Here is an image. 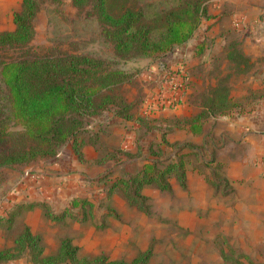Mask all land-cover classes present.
<instances>
[{
	"label": "rangeland",
	"instance_id": "obj_1",
	"mask_svg": "<svg viewBox=\"0 0 264 264\" xmlns=\"http://www.w3.org/2000/svg\"><path fill=\"white\" fill-rule=\"evenodd\" d=\"M36 2L38 8L32 19V38L21 45L1 49V58L12 60L19 57L59 54H88L102 59L114 57L112 45L103 37L101 24L90 4L75 7L70 0ZM121 2L122 0H111V5L117 7ZM171 2L172 0H135L134 4L141 6L152 3L157 8H166ZM20 3L21 0H0V32L13 29L12 14L19 10ZM210 28L211 25L205 22L199 24L188 43L173 47L164 54L150 58L135 57L130 61L117 60L116 66L124 69L130 77L118 87L117 92L132 105L134 116L137 112L152 114V117L149 116L152 121H147V127L150 129L137 127L136 124H123L116 120L114 127L117 130L112 135L104 128L103 122L98 123L100 127L97 130L101 131L103 137L98 143V150L95 149L97 157L106 151L116 150L119 145L131 155H121L120 159L108 156L109 158L105 157L107 160L93 161L92 166L85 167L88 172H84L92 178L82 179L81 190L74 192L71 197L67 196L63 200L54 190L49 198H41V201L48 202L50 211L54 214H60L67 208L70 216L51 220L39 206L30 209L21 207L17 210L16 205L19 202L7 206L3 199L9 193L13 181L23 175V171L33 174L48 172L50 175L47 177L51 182H56L53 178L54 158H37L27 163L0 166V214L17 210L8 228L0 225V249H13L16 236L24 228H28L32 235L37 236L43 256L55 255L60 243L68 239L70 244L77 248L78 257L85 260L105 257L109 260L129 261L148 251L147 264H264V240L258 244L253 241L264 239V234L229 232L227 222L218 217L222 212L218 209L221 197L217 195L222 192L218 191V184H221L219 167L217 164L211 168L207 167L200 146L191 144L194 148L188 149L197 155L188 157L186 173L196 169L198 174L205 175V182L213 189V195L204 194L199 200H193L186 180L185 185L181 186L174 175L168 177L169 191H161L154 185L144 186L140 191L143 197L141 206L127 202L123 193L118 190L108 197L105 195L107 186L114 178L132 174L147 158H154L145 147L148 142H152L151 150L158 159L172 155L176 152L177 145L189 142L186 138L187 132L183 129L187 126L184 120L191 116H185V113L179 116L170 113L176 106L175 103H169L173 98V89L170 88L173 86L172 81L178 83L179 74L185 81L187 70L190 75L198 78L199 84L193 90L189 105L197 104L198 95L204 89L205 79L210 81L211 76L215 77L213 71L217 66L228 64L221 56L227 43L224 45L216 41V36L225 35L228 41L238 40L245 32L243 28L236 29L232 26L225 28L226 30L224 27L216 30ZM208 33H213L214 37L206 36ZM250 34V29H247L245 35ZM203 36L207 38L201 39ZM237 47L241 51L247 49V45L242 44V41ZM191 50L195 53L193 59L182 57ZM210 50H219V57L204 60L203 57H207ZM254 62L257 72V67L264 63V56H258ZM223 68L222 70H227ZM246 76L248 75H243ZM196 108L193 107L192 111ZM102 116L109 118L108 113ZM95 122L93 117L87 119L88 125ZM204 122L205 119L202 118L201 129ZM206 123L207 129L212 127L210 122ZM175 128L179 130L176 131ZM161 136L167 144L160 143ZM67 146L71 152L69 145L62 146L60 150L61 155L65 156L62 160H66L65 163L68 162L65 154ZM69 166L67 163L66 168ZM55 177L59 175L56 174ZM57 182L51 183L49 187L53 188ZM72 198H84L91 204L90 210L84 214V219L81 208L70 206ZM0 264L35 263L30 258L29 251H24ZM55 264L70 263L64 260Z\"/></svg>",
	"mask_w": 264,
	"mask_h": 264
},
{
	"label": "trees",
	"instance_id": "obj_2",
	"mask_svg": "<svg viewBox=\"0 0 264 264\" xmlns=\"http://www.w3.org/2000/svg\"><path fill=\"white\" fill-rule=\"evenodd\" d=\"M70 1L75 7L90 4L101 24L103 37L112 45L114 57L102 59L88 54L12 60L0 57V166L27 163L37 158L53 159L64 145H69L76 160L82 162L81 148L85 140L98 150L97 133L91 132L93 129L88 127L87 119L103 113L150 129L147 127L149 116L139 112L134 116L132 105L117 92L118 87L130 79L124 69L116 66L117 60L150 58L180 46L192 37L205 17L203 0H172L166 8H157L152 3L135 6V0H122L117 7L111 5V0ZM37 8L36 0H21L19 10L12 14L13 29L0 32V50L32 38V19ZM112 8L116 11L112 12ZM217 96L206 99L203 110L184 120L193 134L201 133L202 118L208 113L222 112L231 106L222 100V93ZM160 143L167 144L162 136ZM177 146L172 155L158 159L151 150L152 142H148L145 147L154 158H147L134 173L114 178L106 188V197L118 190L127 202L141 206L140 191L144 186L154 185L161 191H169L168 177L171 175L184 186L188 157L197 154L188 150L194 148L188 143ZM121 155L130 156L131 153L117 148L106 151L95 162L107 160L105 157L120 159ZM34 206H39L51 220L70 216L67 208L54 214L44 200L16 205L17 210ZM70 206L81 208L84 219L91 204L84 198H72ZM17 210L0 214V225L8 228ZM13 242V249H0V262L24 251H29L35 264H55L64 260L70 264H147L149 257V252L145 251L129 261L105 257L85 260L78 257L77 248L68 239L60 243L55 255L43 256L37 236L28 228H24Z\"/></svg>",
	"mask_w": 264,
	"mask_h": 264
},
{
	"label": "crops",
	"instance_id": "obj_3",
	"mask_svg": "<svg viewBox=\"0 0 264 264\" xmlns=\"http://www.w3.org/2000/svg\"><path fill=\"white\" fill-rule=\"evenodd\" d=\"M203 3L205 17L200 24L205 22L211 25L210 30L221 27L226 30L225 28L229 26L236 27V29L243 28L245 32L250 29L251 34L245 35L243 32L238 40L229 41L225 35H217L216 41L224 45L227 43L221 54L228 63L227 66L225 64L217 66L213 71L215 77L211 76L210 81L205 79L204 89L199 95L197 94L199 102L194 103L193 106L189 103L199 81L187 70L185 81L182 79L183 85L172 91L176 106L173 110L171 109L170 113L176 116L182 113H185V116H192L204 109L203 102L206 99H215L217 95L218 98L221 93L222 100L231 104L222 112L208 113L204 117L202 131L198 135L193 134L187 125L183 131L187 132L186 138L189 142L184 143L202 148L204 154L201 155L207 167L211 168L216 164L219 167L221 184H218V191L222 192H218L217 195L221 197L218 209L222 212L218 217L229 225L230 228H227V231L240 234H264V165L261 162L264 156V63L259 68L257 67V72L254 67V59L264 56V0H206ZM206 36L214 37V34L209 35L208 33ZM205 38L207 37L203 36L201 39ZM241 41L242 44L247 45V49L243 51L237 47ZM218 54L219 50H210L209 55L203 59L212 60L216 56L219 57ZM194 56L193 50L182 55L187 60L193 59ZM223 67L227 70H222ZM243 75L248 76L243 77ZM193 107H197L194 112ZM102 115L104 113L94 116L93 119L95 118L96 122L88 125V127H93V131L97 133L98 143L103 137L101 131L97 130L100 127L98 123L103 122L104 128L112 135L117 130L114 127L116 125L114 121L132 124L130 121L113 117L109 113V118L106 119ZM146 115L152 117V114ZM206 122H210L212 127L207 129ZM175 130L179 129L175 128ZM119 148L124 147L119 145ZM65 149H67L65 153L67 163L70 166L66 168V160L62 161L65 156L59 152L53 161L55 168L53 178L58 181L53 188L49 186L56 182H51L47 177L50 175L48 172L33 174L23 171V175L13 181L9 193L3 198L5 205L32 200L41 201L42 197L49 198L54 190L63 200L67 196H73L74 192H79L82 179L92 178L86 176L84 172H88L85 167L92 166L93 161L98 158L97 152L85 140L81 148L84 160L78 162L68 146ZM211 158L214 160L212 161ZM56 174L59 177H55ZM185 180L193 200H199L204 194L213 195L214 193L205 182V175L198 174L196 169L187 172ZM262 240L264 239L253 241L258 244L262 243Z\"/></svg>",
	"mask_w": 264,
	"mask_h": 264
},
{
	"label": "built area",
	"instance_id": "obj_4",
	"mask_svg": "<svg viewBox=\"0 0 264 264\" xmlns=\"http://www.w3.org/2000/svg\"><path fill=\"white\" fill-rule=\"evenodd\" d=\"M178 74H179V73H178ZM177 80H178V83L172 81V85H173V86L170 87L171 89H175L176 87H179V88H180V87L183 85V81H182V79H181V77H180V74H179V77H177ZM158 96H160V95H158ZM169 103H170V104H174V103H175V99L172 98V100H170ZM58 154H59V153H58ZM58 154H57V155H58ZM57 155H56V156H57ZM261 162H262L263 165H264V156H263ZM26 174H27V173H26Z\"/></svg>",
	"mask_w": 264,
	"mask_h": 264
}]
</instances>
